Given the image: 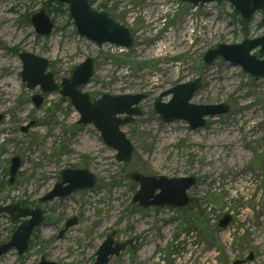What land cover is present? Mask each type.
Segmentation results:
<instances>
[{"label":"rangeland","instance_id":"1","mask_svg":"<svg viewBox=\"0 0 264 264\" xmlns=\"http://www.w3.org/2000/svg\"><path fill=\"white\" fill-rule=\"evenodd\" d=\"M50 1L0 0V207L45 213L27 252L19 256L13 249L0 264H39L42 259L95 264L112 232H117L115 242L136 240L137 245L109 264H234L252 254L255 259L247 264H264V79L250 80L241 67L221 60L208 66L203 62L218 44L239 45L244 39L231 5L194 9L180 0H96L95 9L104 7L132 30L135 44L128 52L113 45L99 49L77 32L67 5ZM42 9L54 24L46 37L31 21ZM262 17L259 12L251 21V39L264 34ZM25 53L48 61L58 86L92 58L94 76L80 88L92 101L104 95L143 96L137 107L142 115L121 128L134 147L130 162L118 161L117 151L94 125H77L81 115L71 101L27 87L21 75ZM198 79L201 89L191 103L224 104L231 112L207 118L197 130L184 121L162 122L154 112L156 100ZM38 96L44 99L41 108L33 102ZM171 99L168 95L162 101ZM15 158L21 166L11 185ZM68 169H87L96 178L95 187L41 204ZM138 173L196 178L187 194L190 205L182 210L135 205L141 187L130 175ZM226 216L233 220L222 229L219 223ZM75 218L78 225L60 239ZM24 221L0 217V246Z\"/></svg>","mask_w":264,"mask_h":264},{"label":"water","instance_id":"2","mask_svg":"<svg viewBox=\"0 0 264 264\" xmlns=\"http://www.w3.org/2000/svg\"><path fill=\"white\" fill-rule=\"evenodd\" d=\"M53 4L59 6H68L70 18L77 32L88 41H92L99 49L105 45H113L118 48L131 51L135 44V38L132 30L119 24L107 11L96 10L90 0H52ZM183 4H189L194 9L204 8L209 4L229 3L233 8L234 14L239 17L244 39L239 45L218 44L212 50L204 55L203 62L206 66L217 62L242 68L244 73L253 81L264 79V34L258 39L250 38L251 21L259 12L262 13V26L264 27V0H180ZM33 27L37 33L46 37L53 33L54 24L50 20L47 9L31 18ZM23 64L22 78L23 82L30 90H40L48 95L58 93L71 101L79 115H81L78 126H95L105 144L117 151V159L120 163L130 162L133 158L134 147L127 139V135L121 132L125 125L132 124L134 117H140L142 113L138 110L143 100V96L123 95L121 97L102 96L101 99L92 101L90 95L82 93L80 88L88 85L94 76L95 61L90 58L79 65L74 70L69 79L61 82V85L55 83L54 75L49 72L50 63L48 61L34 56L30 53L21 55ZM201 89V80L188 83L187 85H178L173 90L166 92L156 100L154 112L160 116L164 123H174L178 121L186 122L192 130H197L206 125V118L227 115L231 108L227 105L220 106H196L191 102L193 97ZM172 95V101L165 104L162 99ZM33 102L37 108H41L44 99L40 96L34 97ZM124 119L121 117L123 116ZM21 166L20 159H13L10 167V184L13 185ZM131 179L139 184L141 189L135 196L133 203L143 209L150 207H175L178 209L186 208L190 204V198L187 193L196 186L197 179L181 178L167 179L165 177L143 176L141 174H131ZM60 183L57 184L53 192L43 197L40 202L51 203L56 199L68 198L74 193L92 189L96 185V178L87 170L68 169L63 170L60 176ZM159 191L156 197L154 195ZM7 215L13 222L25 219L18 229L12 235V240L7 244L0 246V258L17 250L19 256H23L29 249V242L33 231L43 225L45 213L40 209L20 208L17 205L0 207V217ZM230 216H226L219 227L226 229L232 222ZM78 225V219L68 221L65 229L60 233L59 238L65 236V232ZM117 232L108 235L105 243L97 252V261L95 264H109L114 257H120L128 248L134 249L137 243L130 240L126 243L115 242ZM255 257L250 255L247 261L238 260L234 264H247L253 261ZM39 264H55L42 259Z\"/></svg>","mask_w":264,"mask_h":264},{"label":"trees","instance_id":"3","mask_svg":"<svg viewBox=\"0 0 264 264\" xmlns=\"http://www.w3.org/2000/svg\"><path fill=\"white\" fill-rule=\"evenodd\" d=\"M90 1H91L92 6H95L96 0H90ZM50 4H52V1H50ZM102 9L105 10L104 7H101V10H102Z\"/></svg>","mask_w":264,"mask_h":264},{"label":"bare ground","instance_id":"4","mask_svg":"<svg viewBox=\"0 0 264 264\" xmlns=\"http://www.w3.org/2000/svg\"><path fill=\"white\" fill-rule=\"evenodd\" d=\"M173 42V41H172ZM165 43V42H164ZM172 44V43H171ZM167 46V45H166ZM170 47V46H169ZM166 49L167 48H165V51H166ZM2 88H4V87H2ZM3 92V91H2ZM211 150H213V147H211L208 151H206V152H208V154L210 155V154H213L212 152H211Z\"/></svg>","mask_w":264,"mask_h":264},{"label":"flooded vegetation","instance_id":"5","mask_svg":"<svg viewBox=\"0 0 264 264\" xmlns=\"http://www.w3.org/2000/svg\"><path fill=\"white\" fill-rule=\"evenodd\" d=\"M22 208H27V207H23V206H21ZM135 242H136V240H134ZM137 243V242H136Z\"/></svg>","mask_w":264,"mask_h":264}]
</instances>
